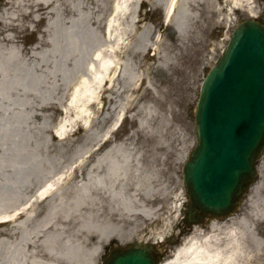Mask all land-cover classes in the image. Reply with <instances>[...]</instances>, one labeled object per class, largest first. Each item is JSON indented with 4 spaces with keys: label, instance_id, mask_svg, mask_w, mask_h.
<instances>
[{
    "label": "rangeland",
    "instance_id": "1",
    "mask_svg": "<svg viewBox=\"0 0 264 264\" xmlns=\"http://www.w3.org/2000/svg\"><path fill=\"white\" fill-rule=\"evenodd\" d=\"M119 2L122 8L127 6L128 11L136 12L135 18L140 26H145L144 33L152 43L160 35L163 46L171 44L170 53L175 57L172 68L161 71L160 62L154 50L151 51L153 60H145L138 69L143 84L131 95L141 98L130 111L129 12L128 16L126 13L113 15V20L111 16ZM255 5V18L264 23V0H255ZM199 12L193 17L188 38L182 41L173 26L164 25L163 10L153 0L130 8L129 0L126 3L124 0H0L1 164L15 161L19 167L36 166L45 170L70 166L72 161L88 152H93L91 159L106 151L131 153L132 168L141 176L156 174V183L158 180L175 194H181L182 210L188 201L183 166L197 143L195 109L201 85L222 56L237 24L251 19L246 10L236 11L230 19H227L226 10L221 15L213 14L203 24L207 30L198 39L199 25L194 24L199 21V15L205 17L204 11ZM109 20L114 27L120 28L119 32L128 33L121 58L122 69L112 76L116 93L108 92L98 99V86L94 83L96 102L83 98L85 105L82 102L73 104V95L80 88L88 62V52L105 42L103 33ZM94 23H100L102 31H95ZM8 38H13L14 42H9ZM17 44L24 54L20 59L9 61V53L13 52L11 46ZM35 49L37 58L32 59ZM152 96L161 104L156 105ZM58 132L66 133V140H53ZM107 137L110 138L105 141ZM49 143L52 149L46 152L45 146ZM3 147H14L16 160L11 152L4 158ZM256 188L261 189L264 205V153L257 181L235 215L249 210V198ZM165 211L166 208L161 213ZM178 215L180 217L172 220L165 236L166 242L172 239L168 259L176 247V225L183 214L179 211ZM257 228L264 238V223L259 222ZM143 235L141 232L135 238L132 236V240L122 245L137 242L141 240L137 237ZM109 247H119L118 241L113 240L105 246L103 257ZM259 264H264V250Z\"/></svg>",
    "mask_w": 264,
    "mask_h": 264
},
{
    "label": "bare ground",
    "instance_id": "2",
    "mask_svg": "<svg viewBox=\"0 0 264 264\" xmlns=\"http://www.w3.org/2000/svg\"><path fill=\"white\" fill-rule=\"evenodd\" d=\"M146 1L149 0H129V8ZM153 3L164 11V25L173 26L182 41L188 38L193 17L199 10L204 11L205 17L199 15L200 24L199 21L194 24L199 25L198 39L207 30L203 24L213 14L221 15L226 10L227 19L239 10H247L252 17L257 14L255 0H153ZM122 5L119 2L111 16L113 20V15L126 13L128 16L129 12L130 111L141 98L131 95L143 84L138 69L145 60H153L151 51L154 50L161 71L172 68L175 57L170 53L171 44L163 46L160 35L152 43L144 33L145 26H140L135 18L136 12ZM92 28L99 31L101 24L94 23ZM119 30L110 20L106 23L105 42L88 52L73 104L82 102L83 98L96 102L94 83L98 86V99L108 92L116 93L112 76L122 69L121 58L128 34ZM7 40L14 42L13 38ZM11 50L9 61L20 59L24 54L18 44L12 45ZM200 51L201 47L197 53ZM37 54L35 49L32 59ZM152 97L156 105L161 104L156 96ZM67 136L58 132L53 140H66ZM10 145H14V139ZM3 148L4 158L11 152L15 159L14 147ZM51 149L52 143L46 144V152ZM88 153L72 161L70 166L45 170L36 166L19 167L15 161L5 165L0 162V222L6 221L0 223V264H101L103 250L113 240L122 245L141 232L146 234L137 239L143 241L165 239L172 220L180 217L181 194H175L158 180L156 183V174L141 176L132 168L131 153L106 151L92 159L93 152ZM249 200V210L243 215L196 226L173 256L162 264H259L264 250V238L257 228L259 222L264 223L261 189L256 188ZM168 202L170 205L163 204Z\"/></svg>",
    "mask_w": 264,
    "mask_h": 264
},
{
    "label": "water",
    "instance_id": "3",
    "mask_svg": "<svg viewBox=\"0 0 264 264\" xmlns=\"http://www.w3.org/2000/svg\"><path fill=\"white\" fill-rule=\"evenodd\" d=\"M197 147L183 167L186 222L234 212L256 181L264 151V25L238 24L223 56L209 71L195 113ZM153 248H121L106 264H158Z\"/></svg>",
    "mask_w": 264,
    "mask_h": 264
},
{
    "label": "flooded vegetation",
    "instance_id": "4",
    "mask_svg": "<svg viewBox=\"0 0 264 264\" xmlns=\"http://www.w3.org/2000/svg\"><path fill=\"white\" fill-rule=\"evenodd\" d=\"M176 245L180 246L182 240L192 231L193 229L187 226V224L180 219L176 225ZM172 239H170L166 244H170ZM147 243H153L155 245L154 252H153V258H155L157 261H161L164 257L166 258V249L164 247H167L166 244L158 245L157 242L154 241H146ZM169 247V246H168ZM129 250V247H128Z\"/></svg>",
    "mask_w": 264,
    "mask_h": 264
}]
</instances>
